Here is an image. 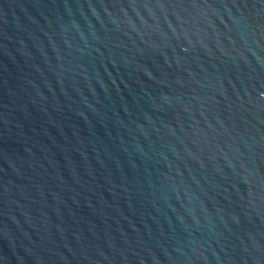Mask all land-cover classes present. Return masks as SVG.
I'll return each mask as SVG.
<instances>
[{"label":"water","instance_id":"95a60500","mask_svg":"<svg viewBox=\"0 0 264 264\" xmlns=\"http://www.w3.org/2000/svg\"><path fill=\"white\" fill-rule=\"evenodd\" d=\"M0 264H264V0H0Z\"/></svg>","mask_w":264,"mask_h":264}]
</instances>
